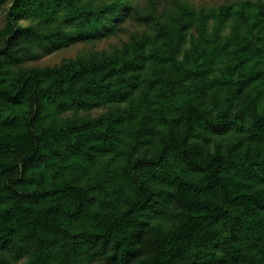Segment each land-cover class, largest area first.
I'll return each instance as SVG.
<instances>
[{
    "label": "trees",
    "instance_id": "trees-1",
    "mask_svg": "<svg viewBox=\"0 0 264 264\" xmlns=\"http://www.w3.org/2000/svg\"><path fill=\"white\" fill-rule=\"evenodd\" d=\"M140 1L0 0V264H264V0Z\"/></svg>",
    "mask_w": 264,
    "mask_h": 264
},
{
    "label": "rangeland",
    "instance_id": "rangeland-1",
    "mask_svg": "<svg viewBox=\"0 0 264 264\" xmlns=\"http://www.w3.org/2000/svg\"><path fill=\"white\" fill-rule=\"evenodd\" d=\"M196 4H214L219 3L222 0H193ZM140 3H145V0H141ZM123 30L120 31L117 35H111L110 37H106L104 39L87 42V43H79L69 47H64L61 49L54 50L53 52L46 53L36 60L27 61L26 64L29 65H53L61 62L63 59L68 57L76 56L79 53H87L91 50H108L111 48L113 44H121L122 41H125L129 38V32L140 28V25L137 22L131 21L128 17H123ZM118 22V21H117ZM4 23V15L0 14V27ZM28 23V21H25Z\"/></svg>",
    "mask_w": 264,
    "mask_h": 264
}]
</instances>
